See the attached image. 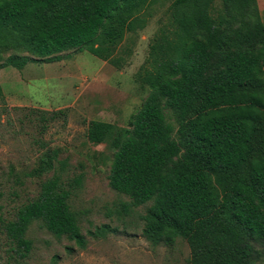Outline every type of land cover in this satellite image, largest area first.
Instances as JSON below:
<instances>
[{"label":"trees","instance_id":"obj_1","mask_svg":"<svg viewBox=\"0 0 264 264\" xmlns=\"http://www.w3.org/2000/svg\"><path fill=\"white\" fill-rule=\"evenodd\" d=\"M158 1L169 4L167 22L160 20L137 75L149 89L145 104L131 129L93 123L92 137L104 133L114 152L110 186L131 200L120 214L150 203L146 239L170 245L182 238L189 264H257L264 259V22L257 0H0V51L23 49L50 63L86 50L121 69L126 35L147 27ZM36 62L12 56L6 65L21 70ZM32 114L42 133L44 123L65 116ZM55 158H42L30 175L53 171ZM71 196L56 170L35 200L11 219L0 215L13 257L31 253L27 234L36 221L86 248Z\"/></svg>","mask_w":264,"mask_h":264},{"label":"rangeland","instance_id":"obj_2","mask_svg":"<svg viewBox=\"0 0 264 264\" xmlns=\"http://www.w3.org/2000/svg\"><path fill=\"white\" fill-rule=\"evenodd\" d=\"M168 6L158 1L147 27L126 35L120 52L125 57L121 69L86 50L62 52L57 55L59 62L48 63L23 49H1L0 215L11 219L20 206L39 196L42 184L57 170L65 188L72 192L70 204L79 215L88 245L80 249L36 221L27 234L34 244L26 259L12 256L10 243L0 229V264H52L55 257L58 264H189L191 251L182 238L170 245L146 239L142 218L150 203L128 215L120 214L122 205L131 200L110 186L114 152L107 147L104 133L100 138L92 137V131L97 132L95 122L132 128L149 96V89L137 75L147 61L160 20L167 22L164 14ZM262 9L264 21V5ZM12 56L39 62L20 70L6 65ZM33 112H63L65 116L44 123L42 133ZM166 116L177 130L174 113L166 110ZM53 155L57 157L53 171L41 177L30 175L42 158ZM79 178L80 186L76 184ZM102 226L110 228L105 236L91 235ZM257 264H264V259Z\"/></svg>","mask_w":264,"mask_h":264},{"label":"crops","instance_id":"obj_3","mask_svg":"<svg viewBox=\"0 0 264 264\" xmlns=\"http://www.w3.org/2000/svg\"><path fill=\"white\" fill-rule=\"evenodd\" d=\"M257 1H258V6H259V9H260V12L262 13V11H263L262 7H263L264 3L263 4H260L259 3V0H257ZM261 16H262V14H261Z\"/></svg>","mask_w":264,"mask_h":264}]
</instances>
